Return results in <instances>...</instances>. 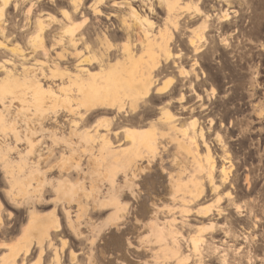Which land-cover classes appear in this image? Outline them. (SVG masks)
<instances>
[{
  "label": "rangeland",
  "instance_id": "1",
  "mask_svg": "<svg viewBox=\"0 0 264 264\" xmlns=\"http://www.w3.org/2000/svg\"><path fill=\"white\" fill-rule=\"evenodd\" d=\"M83 1L82 16L75 14L73 19L82 22L79 31L84 34L95 52L103 48L100 39L101 27L110 23L117 28L109 31V35L122 36V28L129 25L136 33L135 39L137 40L136 36L142 39L143 33L137 21L130 16L128 18L131 7H134L141 16L148 15L149 19L154 21L155 25L149 35L151 39L158 41V31H166V36H171L170 55L181 53L179 59L173 57L170 58L172 61L163 64L164 70L155 86L170 83L171 95L159 98L158 95L150 94L146 101L149 106L154 107L153 115L143 121L137 129L145 131L155 126L154 123L158 122L163 113L158 107L169 100V97L175 101L180 93H183L186 101L182 106L188 109L177 112L178 104L174 102L171 111L181 118L175 128L169 130L165 125H157L155 130L151 131L159 142L158 149L156 146L158 153L155 150L152 153L151 150L140 146L138 136L131 139L124 132H118L120 143H114L111 135L113 131L109 132L108 138L115 146L118 145V148L130 150L141 148V151L144 148L146 151H143L147 154L142 152L146 156L150 155L148 156L150 161L152 159V162L148 160L140 162V168L146 171L138 174L137 180L133 181L135 191L130 192L124 181H128L130 176L126 178L125 175L120 178L116 176L114 185L112 184L111 171L116 167L113 163V146L104 149L105 145L101 140L95 139L93 144L91 138L107 133L102 129L96 133L94 128L96 123L114 116L113 110L96 109L85 119L80 117L84 113V108L78 110L80 116L63 112L61 109L60 111L58 108L57 113L49 109L40 116L38 111L35 113L31 104L18 99L11 102L9 96L0 100V157L3 153L4 161L8 163L10 170L23 166L18 176L22 177L20 183L29 191L25 196L17 191L18 186L13 187L11 193L7 191L10 187L6 180L4 181L2 170L4 162L0 161L2 195L0 203L3 212L0 228L4 230L6 225L19 219L17 221L19 227L22 226L19 233L26 237L21 240L22 242L19 241L18 246L31 245L30 255L25 258L24 264H36L39 252L34 246L39 238L36 234H39V227L41 229L42 226L52 224L53 211L61 230L55 232L50 228L52 230H49V235L53 243L45 241L41 244L45 254L43 253L40 264H49L50 259L54 257L52 250L55 248L58 253L59 249L61 251L63 248L64 264L197 263L199 256L196 255L197 258H194L191 246L182 250L179 259L171 258L169 250L174 247L169 235L171 233H162V236L165 235L167 238L166 241H163V238L159 239V232L152 222L162 223L172 218L177 222L172 227L176 229L180 227V232L186 239L198 235V232L194 235L197 229L204 231L206 240L199 242L198 245L205 256L203 264H221L223 258L226 264H264V247L259 244L264 239V0H180L178 5L184 8L175 13H167L166 3L160 0H104L98 5L103 12L101 16L93 15L90 9L86 8L92 1L100 0H82V3ZM170 1L173 0H167ZM31 3L32 10L27 14ZM62 8L70 9L67 0H12L7 6H3L0 1V31L4 34L12 33L10 40L0 34L2 60L10 59L14 62L18 59L19 62L16 64L19 71L18 64L22 62L37 74H41L40 78L45 87L49 85L57 94V86L60 83L65 84L66 80L64 78L62 81L56 76L50 77L48 68H51V62L39 51L32 50L31 46H36L40 41L39 38H34L36 30L32 21L39 18L43 22L47 35L44 44L48 47L51 43L49 33L52 27L53 29L58 27L57 33L62 31L58 24L63 21ZM225 17L228 19L224 20ZM225 39L230 43L229 48L223 45ZM119 42L120 39L114 40L113 43L119 46ZM191 42L196 45L197 52ZM136 48L138 50L133 48V54L136 55L134 57H144L143 60H148L147 49L142 45ZM56 51L59 49L50 51L49 54L53 55ZM154 51L160 60L163 56L160 57L159 48L155 46ZM194 59L199 63L198 68L192 66ZM61 66L64 64L61 63ZM180 66L186 73L180 74ZM92 68L93 71L97 70L95 66ZM190 84L200 96V100H196L195 95L191 93ZM210 89L214 92L212 93ZM20 90L18 89V92ZM127 101L124 103L130 108V101ZM47 102L45 109L49 108ZM30 106L34 110H31ZM132 108L134 110L128 117L132 120L134 116L148 111V106L138 107L133 102ZM192 108L195 111L190 113L189 109ZM198 109L201 110L197 111ZM208 109L209 113L202 115ZM193 118L199 120L198 125L205 131L218 165L229 166L224 154L230 152L233 163L231 180L234 189L225 184V188L223 185L220 191L212 193L204 176L197 172L196 166H193L192 157L175 145L174 139L181 138L176 131L184 128L190 131L189 123ZM210 119L214 121L212 126H209ZM195 130H198V126ZM216 135L220 137V141L216 139ZM200 150L202 153V148ZM121 159L125 160L123 157ZM183 165L187 171H182ZM245 167L248 169L245 170ZM29 170L36 171L30 176ZM195 174H199L197 175L199 178L196 179V176L194 178ZM246 175L249 176V185L244 180ZM37 179L44 190L43 201L47 203L46 207L36 208L34 200L31 199L33 197L30 193L35 184L37 185ZM200 182L205 186V191L195 197L198 193L194 191L198 185H202ZM112 185L122 196L114 194ZM228 191L234 194L233 203L228 202L225 196ZM191 192L194 193L191 195ZM66 194H72V203L66 201L64 198ZM235 206H239L240 212L235 210ZM167 207L174 210L169 213L165 210ZM199 209L202 212L223 209L229 222L225 221L224 216L217 219L213 225L212 236L208 238L209 227L213 221L207 219L198 221L199 218L194 215L200 211ZM32 210H35L37 218L32 222L33 230L29 233L25 225L28 221L27 214ZM7 212L11 213L9 218ZM187 212H190L187 216V219H190L188 221L190 230L188 228L181 230L180 220L182 221L181 218ZM123 215L120 220V216ZM221 227L228 228L231 233L229 238H225L223 231L219 229ZM244 232L248 235L246 244L240 239L241 233ZM22 237L18 235L10 238L14 241L10 244L5 242L9 246L0 249V256L13 252L15 247L12 246L17 242V238L19 240ZM64 240L67 246L61 247ZM70 250L74 255H71ZM21 257L22 254L16 259L17 264H20Z\"/></svg>",
  "mask_w": 264,
  "mask_h": 264
},
{
  "label": "bare ground",
  "instance_id": "2",
  "mask_svg": "<svg viewBox=\"0 0 264 264\" xmlns=\"http://www.w3.org/2000/svg\"><path fill=\"white\" fill-rule=\"evenodd\" d=\"M0 1L3 3V6H7L9 2H11L12 0H0ZM103 1L104 0L92 1L86 8L90 9L93 15L101 16L103 15V12L98 8V5L102 4ZM160 1H163L164 3H166L167 13H175L177 11L179 12L181 8L182 9L184 8V6L179 7L178 2L180 0H173L170 2H167V0H160ZM67 2H68V6L70 7V9L69 10L65 8L61 9V16L63 18V21L58 22L59 26H61L62 28L61 33L56 32L58 27L54 29L52 27V30L49 33L51 43L48 47H46L44 44V38L45 36H47L45 34L46 28L43 25V22L41 21V19L38 18L32 21V24H33V28H35L36 30L35 31L36 35L34 38L40 39V41L37 40V42L39 41L38 43L39 45L36 44V42L34 41L33 42L36 44V46L30 45L32 50H34L35 52L39 51L40 54L43 55V57L48 58V61L51 62V66H50L51 68H48L50 69V72H49L50 77H53V78H55V76L60 77L62 81L65 78L66 83L65 82H64L65 84L60 83L57 86L58 87L57 88L58 94H57L56 90H53V88L50 87L49 85L45 87V85L42 82V79L40 78L41 74L40 75L37 74L36 71H34L33 69L29 67H26L27 65H24V63L22 62L18 64V67L20 69L19 71L17 69V64H16V62H19L17 59V56L15 57L17 61L14 60V62L11 61L10 59L6 60L3 58L4 60H2L0 56V72H1L0 100L5 99L7 96L10 97L9 99L11 102L15 99L21 100V102H24L26 104H31L35 109V113H37L38 111V114L40 113V116H42L41 113L45 112L46 110L49 111V109L50 111L52 110L53 113H57L61 109L63 112L66 111L67 113L69 112L70 114L72 113L78 116L80 114L78 110L80 108H84L83 110L84 113H82L81 116L80 115L79 116L82 117V119H85L88 115H91V113L96 109L113 110L115 113L114 116H112L109 119L102 120L99 123H96V126L94 128L96 133L99 132L100 129H102L103 131H107V133L101 134L99 136L94 135V137H91V138L93 140V144H94L95 139L101 140L104 143V145L107 146V148L104 146V149H108V146L109 147H111V145L113 146L114 148L112 150V153H114L113 163L116 164V167L114 168V170L111 171V180L113 181L112 184L114 185V178L116 176L117 178H120V176L122 175H125V178L127 176H130L128 181L127 180H124V181H125L126 186L128 187L127 189L130 190V192H133L135 191L134 187H136L133 181L137 180L138 174L140 173L142 174L143 172L146 171V169L140 168L141 167L140 162L142 160L144 161L148 160L149 162H152V159L150 161L148 159V156L150 155L146 156L144 154L146 153L144 152L146 151L144 150V148H142L144 150V151L142 150L144 153L140 150L141 148H139L140 151L138 150V148L137 150H130L129 148H125V149L118 148V145L115 146L111 142V140L108 138L110 135L109 132L113 131L111 135H113L114 143H120L118 132H124L125 135L128 137H131V139H134L135 136H138L141 142L140 146L145 147L148 150H151V152L152 151L154 152V150L156 152L158 151L157 150L158 149L157 144L159 143L158 139L156 135L151 131H154L157 125L158 126L165 125L167 126L169 130H173L181 118L180 116L176 115L174 112L171 111V107L173 106V103L176 102L178 104V107H176L178 109L177 112L180 110L184 111L186 107L184 108L182 106V103L186 101V96H184L183 93H180L179 97L175 101L173 100V98L169 97V100H167L161 106H159L158 108L163 110V113L159 117L158 122L154 123L155 126H152L150 130L148 129L145 131H139L137 127H139V125L143 121L148 119V117L153 115L154 107L149 106L148 102L146 101V99L150 97V94L158 95L159 98L162 96L168 97L171 95L170 83L164 84L163 86L162 85L158 87H155V86L158 83V80H159L158 78L160 74L164 70L163 64L165 63L167 64L168 61H172L170 58L173 59V57L179 59V57H181V53L180 54L177 53L172 56L170 55L169 43L171 41V36L167 37L166 31H162V32L158 31L159 32L158 41L155 42L154 39H151L149 35H150V30L155 25L154 21L150 20L148 15L141 16L138 10L134 7H131L128 18L130 16L131 18L137 21L139 28L141 29L143 33L142 39L141 40L138 39L139 36L138 37L136 36L137 40L135 39L136 33L135 31H133L132 29L133 27L130 28L129 25L128 27L122 28V31H123L122 36L117 37L116 35L115 36L109 35L108 34L109 31H112L117 28V26L110 23L107 25H103L101 27L100 39H101V44L103 48H101L100 51L95 52L93 50V46L88 42L84 34L79 31L81 27L80 24L82 22L81 21L77 22V21H74L73 19V16H75V14L77 15L81 14L82 16L84 1L82 3V0H67ZM114 5L116 6L117 4H114ZM32 7H33V3H31L29 9L27 10V14L30 13V11L32 10ZM50 16L52 15L50 14ZM0 18H1V14H0ZM227 19L228 17L224 18V20H227ZM0 34L7 40L12 35V33L4 34L2 31H0ZM29 37L27 39H29ZM30 38L32 39L33 37L31 36ZM118 39H120L121 41L119 42L120 44L119 46L113 43L114 40H118ZM33 42L32 44L34 45ZM136 45L137 46L142 45L147 49L148 60H143L144 57L142 58L134 57L136 55L133 54V48L136 50L137 49ZM191 45L194 46V49L197 52L196 45L193 42H191ZM223 45L227 48L230 47V43L226 39L223 41ZM155 46L159 48L161 52L160 57L163 56L161 58L162 60L158 59V54L156 56L155 51H154ZM55 49H59V51H56V53H53V55H50L49 52L54 51ZM4 53H5V50H4ZM61 63L64 64V66H61ZM94 66L97 68L96 71L92 70L93 69L92 67ZM192 66L193 68L199 67V63L197 59H194ZM179 69H180V74H182L185 71V70L183 71V68H181V66ZM42 74H43V71H42ZM18 89H21L19 91L20 93L18 92ZM190 90H191V93L195 95L196 100L201 99L200 96H198L195 90L192 88V84H190ZM210 90L212 91V93L214 92L213 89H210ZM124 101H127V102L130 101L131 109L129 108L128 104L125 105ZM46 102L49 105L48 109H45V106L47 105ZM132 102L135 106L138 105V107L143 106L147 108L148 106V111H145L141 115L134 116L133 120L128 119L130 114H132L131 112L134 110L132 108ZM57 108L59 109L58 111L56 110ZM32 109L33 108H31V110ZM187 109L188 108H186L185 111H187ZM194 111H195L194 108L189 109L190 113ZM33 115H34V112H33ZM208 121H209V126H212L214 124L213 119H210ZM199 123L200 122L197 118H193L189 123L190 124L189 128H191L190 131L185 128L183 130H178V132L176 131L177 134H180L181 138L174 139L175 145L177 144V146L183 149V151H186V153L190 157H192L191 160L194 161L193 166L194 167L196 166L195 169L197 168L196 169L197 172L204 176L208 184L207 186L210 188V191L212 193H217L218 191H220V188L225 184L230 185V188L234 189L235 186L233 185L234 183H232V180H231V174H232L231 172L233 169V165H232L233 163L231 162L232 157H231L230 152H225L224 154V159L229 164V166L227 167L224 165H218V160L212 151L211 143L206 139L205 131H203L202 127L198 125ZM111 126L112 128L110 129ZM197 126H198V130L196 131L195 129ZM75 128H77L76 123H75ZM86 136L88 137V134ZM163 137L165 138V136H161V138ZM216 139L220 141V137L218 135H216ZM88 140L87 142L90 141ZM156 146H157V149H156ZM200 148H202V153L200 152L201 151ZM155 155L157 156L158 154L155 153ZM156 156L153 155V157H156ZM4 157L5 156L2 153V156L0 157V161L4 162V165L2 166V170L4 172L3 176L5 179L4 178L3 179L4 181L6 180V183H8V186L10 187L7 191H10L9 193H11L12 188L18 186L17 191L20 194L25 196L27 193H29V191L24 184L20 183L21 176L20 177L18 176V174H20V172L23 170V166H18L16 170L14 169L10 170L9 166L7 165L8 163L4 161ZM122 157L125 158L124 161L123 159H121ZM185 161L187 160L185 159ZM185 161L182 160V162H185ZM183 170H186V166L184 165L182 167V171ZM34 171L29 170L28 174L32 176ZM199 174L197 175L199 176ZM197 175L195 174L193 177L195 178L196 176V179L199 178L197 177ZM244 180L249 185L250 180H249L248 175L245 176ZM36 183L37 185L35 184L33 191L30 193L32 194L33 198L31 197L30 198L34 200V206L36 208L46 207L47 203L43 201V195H44L43 191L44 190H42L41 182L38 181L37 179ZM199 184H202V182H200ZM199 186L200 185H198V188L195 189L194 191L198 193L197 195H195V197H198L200 193L202 192L204 193L205 191L204 189L205 186H203V184L200 187ZM29 187L31 188L32 186L29 185ZM225 187L226 185L224 186V188ZM113 190H114L115 195H117L120 192V191H117V188L115 187L113 188ZM194 192H191V195ZM118 196H122V194H118ZM225 196L228 202H231V203L234 202L235 197L232 192L230 191L226 192ZM30 198L27 200L29 201ZM64 198L66 199L68 203L70 201L72 203V200H73L72 194H66ZM1 208H2V204L0 203V224L2 223L1 216L3 213L1 211ZM165 210L170 213L174 210V208L167 207L165 208ZM199 210L201 212L198 211L194 215L197 218H199L198 221H200V219H203V220L207 219V221L208 220L213 221L209 227L210 233L208 234V231H207L208 238H211L212 236L211 234L213 232V225H215V221L217 219L224 216L225 221L229 222V219L225 216L226 214L224 213L223 209H217L214 212L211 211L210 209L207 212H204V210L202 212L201 209ZM235 210L237 212H240L239 206L237 207L235 206ZM34 211L35 210H32L30 211V213L27 214L28 221L25 227L27 231H30L29 233H31V231L33 230V229L31 230L32 222L35 221V219L37 218V216L34 214L35 213ZM53 212H52V219L54 218V220L52 221L51 225H49L50 224L49 223L47 226L45 225L46 227L42 226L41 229L38 226L39 234H36V236L39 238L38 240H36V243L34 245L39 249L36 264H40V260L42 259V255L44 253V250L41 244L45 241H48V242L52 241L49 235V230L51 231L53 229L55 232H59L61 230L60 223H58L55 217V213ZM7 214L9 218L11 216V213L7 212ZM189 214L190 212H187L186 214L183 215V218H181L182 219V221L180 220V223H182L181 230L189 227L188 221L190 219L189 220L187 219V216H189ZM238 214L241 215V213H238ZM156 215L157 214L155 213L154 216L156 217ZM123 217L124 215L120 216L121 218L120 220H122ZM50 219H51V216H50ZM176 223L177 222L175 221V218H172L171 220H164L162 223H159L157 221L152 222V224L157 228V231L159 232V239L162 240L163 238V241L164 240L166 241L167 238H165V235L162 236V233H165V234L171 233L169 235L171 236L170 238L171 243L174 246L169 250L171 258L179 259L182 256V252H183L182 250L184 248H188L191 246L192 251L189 250V252L190 251L192 252L191 254L194 255V258L196 257V255L199 256L197 259V263L195 264H203V261H204L203 259H205V256L203 255V252L200 250L198 245H199V242L206 240V236H204L205 235L204 231L197 229L194 235L197 232H198V235L196 236L193 235L194 237L191 236L192 238L189 237V239H186L184 236H182L180 232V227L179 229L172 227ZM21 227H18L19 232L22 229ZM188 229L190 230V228ZM219 229L223 231L225 238L230 237L231 233L229 232L228 228L221 227ZM3 234H5V231L1 230L0 228V236H2ZM26 235H27V232H26ZM5 236L3 238H5ZM19 236L22 237L20 233H19ZM24 237H22L19 240L17 238V242L15 243L14 246H12V247H15V249L13 248L14 249L13 252L11 251V253L3 254L0 256V264H17L16 259L20 258V254H22V257H21L22 260L20 264H24L25 258H27L30 255V246H31V245L22 246V247L18 246L20 245V242H22L21 240L24 239ZM29 238L28 239L31 240V237ZM240 239L243 241V243L246 244L248 242V235H246L245 232L241 233ZM5 242H6L5 240L0 241L1 250L3 248H8L9 245H7ZM62 246L63 247L67 246V242L65 240L62 242L61 247ZM61 249H62L61 251L59 249L60 253L57 252L56 248L52 250L54 252L53 253L54 257L50 259L49 264H64L63 263L64 260H62L63 248ZM9 250H11L10 247H9ZM70 253L71 255L72 254L74 255V253L71 250H70ZM202 255L204 258L202 257ZM74 258L75 257L73 256V260ZM9 260H11V262H9ZM73 260L71 261L73 262ZM221 264H226L225 258L221 260Z\"/></svg>",
  "mask_w": 264,
  "mask_h": 264
},
{
  "label": "flooded vegetation",
  "instance_id": "3",
  "mask_svg": "<svg viewBox=\"0 0 264 264\" xmlns=\"http://www.w3.org/2000/svg\"><path fill=\"white\" fill-rule=\"evenodd\" d=\"M196 101V100H195ZM201 109H198L197 111H200ZM209 111H210V109H208V110H206V111H204L203 113H202V115H206V114H208L209 113ZM245 170H247L248 168L247 167H245L244 168ZM0 196H2V195H0ZM261 204V203H260ZM16 216V215H15ZM24 217H25V214L23 215ZM17 221H19V219L17 220ZM17 221H12L10 224H8V225H6L3 229H4V231H5V234H3L2 236H1V240H3V239H5V241L8 243V242H10V241H13V240H10V238H14V237H18V235H19V229H18V227H19V223L17 222ZM26 221V220H25ZM8 236H7V235ZM6 235V236H5ZM5 236V238H3ZM9 240V241H8ZM259 244H261L263 247H264V239H263V242H260ZM258 259H260V258H258ZM258 264H260V263H258Z\"/></svg>",
  "mask_w": 264,
  "mask_h": 264
},
{
  "label": "crops",
  "instance_id": "4",
  "mask_svg": "<svg viewBox=\"0 0 264 264\" xmlns=\"http://www.w3.org/2000/svg\"><path fill=\"white\" fill-rule=\"evenodd\" d=\"M12 242H14V241H10V242H8V243L10 244V243H12Z\"/></svg>",
  "mask_w": 264,
  "mask_h": 264
}]
</instances>
